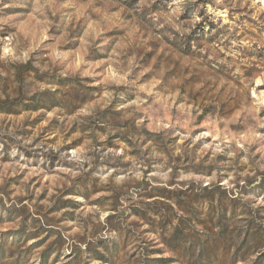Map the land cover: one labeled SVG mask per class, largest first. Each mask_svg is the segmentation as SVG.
Masks as SVG:
<instances>
[{"label": "rangeland", "instance_id": "374dc122", "mask_svg": "<svg viewBox=\"0 0 264 264\" xmlns=\"http://www.w3.org/2000/svg\"><path fill=\"white\" fill-rule=\"evenodd\" d=\"M218 210L264 229V0H0V264H255Z\"/></svg>", "mask_w": 264, "mask_h": 264}, {"label": "trees", "instance_id": "16d2710c", "mask_svg": "<svg viewBox=\"0 0 264 264\" xmlns=\"http://www.w3.org/2000/svg\"><path fill=\"white\" fill-rule=\"evenodd\" d=\"M212 215H214V213ZM244 217H246V220L248 221L247 227L245 226L246 230H242V228L238 229L235 227L230 230V221H228V214L226 212L222 214L221 210H218L217 216L213 219V221H215V223L217 224V229L223 234L222 236H228L230 242L233 244V254L231 255V259L233 261L239 262L244 260L243 256L241 255H244L245 251L251 248L256 253L261 252V254H259L256 258L255 264H264V229L258 225L255 216L252 213L247 214V216ZM195 219L201 221L199 216H196ZM239 222L241 221L239 220ZM204 246L205 245L203 243L200 244L201 248H203Z\"/></svg>", "mask_w": 264, "mask_h": 264}]
</instances>
